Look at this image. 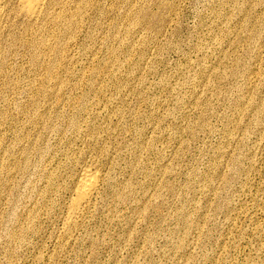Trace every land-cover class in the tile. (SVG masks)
<instances>
[{"label":"rangeland","instance_id":"1","mask_svg":"<svg viewBox=\"0 0 264 264\" xmlns=\"http://www.w3.org/2000/svg\"><path fill=\"white\" fill-rule=\"evenodd\" d=\"M0 264H264V0H63L0 36Z\"/></svg>","mask_w":264,"mask_h":264},{"label":"bare ground","instance_id":"2","mask_svg":"<svg viewBox=\"0 0 264 264\" xmlns=\"http://www.w3.org/2000/svg\"><path fill=\"white\" fill-rule=\"evenodd\" d=\"M63 0H0V36L10 33L20 17L29 20L45 21L58 9H62ZM42 29V28H41ZM99 176L96 172L85 170L76 188V199L68 215V222L76 220L90 192L96 187Z\"/></svg>","mask_w":264,"mask_h":264}]
</instances>
